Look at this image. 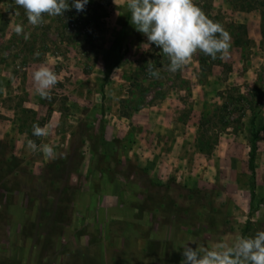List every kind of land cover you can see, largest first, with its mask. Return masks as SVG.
I'll list each match as a JSON object with an SVG mask.
<instances>
[{
    "label": "rangeland",
    "instance_id": "obj_1",
    "mask_svg": "<svg viewBox=\"0 0 264 264\" xmlns=\"http://www.w3.org/2000/svg\"><path fill=\"white\" fill-rule=\"evenodd\" d=\"M194 2L229 33L223 59L198 51L170 73L129 22L106 81L126 0L38 26L0 0V264H181L189 241L264 229V0ZM40 66L57 74L50 99L35 91Z\"/></svg>",
    "mask_w": 264,
    "mask_h": 264
},
{
    "label": "clouds",
    "instance_id": "obj_2",
    "mask_svg": "<svg viewBox=\"0 0 264 264\" xmlns=\"http://www.w3.org/2000/svg\"><path fill=\"white\" fill-rule=\"evenodd\" d=\"M15 3L25 10L28 23L38 26L45 15L61 16L73 8L77 13L84 12L90 0H15ZM126 8L136 31L147 37L148 45H155L168 58L170 73L181 70L198 51L215 60L218 54L223 59L230 48L229 33L206 16L194 0H126ZM15 32L23 34V27L17 25ZM28 38L24 34V39ZM147 65L149 74L159 77L160 72L152 62ZM33 79L36 93L50 99L49 90L57 84V74L47 66H40L34 71ZM32 134L42 137L48 133L46 128L34 123ZM28 146L37 148L33 142ZM39 147L46 156L52 155L50 145ZM182 249L181 264H264V229L252 236L222 240L212 247L189 241Z\"/></svg>",
    "mask_w": 264,
    "mask_h": 264
},
{
    "label": "trees",
    "instance_id": "obj_3",
    "mask_svg": "<svg viewBox=\"0 0 264 264\" xmlns=\"http://www.w3.org/2000/svg\"><path fill=\"white\" fill-rule=\"evenodd\" d=\"M129 22H130V13H126L121 30L117 34V37L114 40L110 50L104 56L103 60H104L106 81L110 80L113 71L123 61L125 57L126 51L122 50L123 49L122 42L124 41L127 35V27L129 25ZM258 138H259V131H253L251 138V151L249 154V169L252 172L253 176L255 175V171H256L255 162H256V154L258 151ZM254 197H255V187L253 185L251 188V198L254 199Z\"/></svg>",
    "mask_w": 264,
    "mask_h": 264
}]
</instances>
